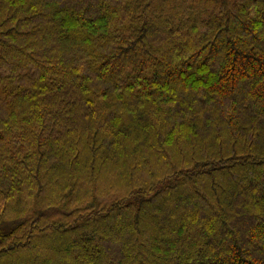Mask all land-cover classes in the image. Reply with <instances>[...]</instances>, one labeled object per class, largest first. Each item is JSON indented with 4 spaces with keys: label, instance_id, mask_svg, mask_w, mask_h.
Returning a JSON list of instances; mask_svg holds the SVG:
<instances>
[{
    "label": "trees",
    "instance_id": "1",
    "mask_svg": "<svg viewBox=\"0 0 264 264\" xmlns=\"http://www.w3.org/2000/svg\"><path fill=\"white\" fill-rule=\"evenodd\" d=\"M0 264H264V0H0Z\"/></svg>",
    "mask_w": 264,
    "mask_h": 264
},
{
    "label": "rangeland",
    "instance_id": "2",
    "mask_svg": "<svg viewBox=\"0 0 264 264\" xmlns=\"http://www.w3.org/2000/svg\"><path fill=\"white\" fill-rule=\"evenodd\" d=\"M113 160V159H112ZM114 163V162H113ZM101 177H105V174L103 175H101ZM103 179V178H102ZM53 203H58V201H54Z\"/></svg>",
    "mask_w": 264,
    "mask_h": 264
}]
</instances>
